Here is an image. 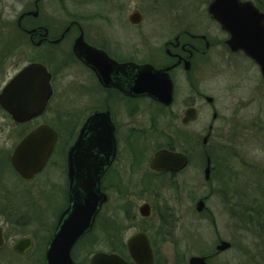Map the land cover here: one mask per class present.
Returning <instances> with one entry per match:
<instances>
[{"label":"flooded vegetation","instance_id":"flooded-vegetation-1","mask_svg":"<svg viewBox=\"0 0 264 264\" xmlns=\"http://www.w3.org/2000/svg\"><path fill=\"white\" fill-rule=\"evenodd\" d=\"M57 1L55 7L52 0H27L26 5L23 0H0V96L10 80L28 65L40 64L50 75L51 93L42 113L25 121H17L0 103V217L8 221L9 216L16 220L15 227L21 226L28 230L9 234L0 226L3 238L0 251L8 250L10 256L22 261L21 264H50L47 257L50 243L81 196V174L87 171L99 172L98 189L105 201L99 208L91 230L81 235L71 247L72 264L87 262L88 245L85 240L93 232L95 222L109 200L105 192L108 188L130 190L125 181L127 175L137 177L146 173L168 176L176 181V177L186 169L189 156L171 144L173 139L169 131H164L163 123L166 122L165 127L167 123L177 126L173 108L178 105L179 83H185L190 95L181 103L184 108L177 127L183 130L194 125L199 118L197 100L203 97L208 105L213 106V98L207 101V97L196 88L199 77L195 70L198 71L200 60L206 58V53L212 47L224 46L228 56L256 65L239 46L245 43V27L252 31L264 27L259 17L264 15V0H227L218 7V10L227 12V31L209 13L213 0H208L204 8L207 26L203 29L185 24L161 31L146 30L142 23V11L134 8L127 17L128 22H125L126 29L118 32L113 40L107 41L102 33H93L99 29H92V32L89 30L90 23L87 28L85 22L95 18L71 13L66 0ZM125 1L129 2L117 0L121 5V15ZM135 13L139 15L138 22L130 20ZM147 66L152 68V72L164 71L168 74L172 85V101L169 105L141 92L143 89L136 86L139 79L143 85L141 73ZM83 97L86 102L78 104V100ZM80 105L83 107L80 108ZM52 107L68 109L65 111L84 109L89 113L81 122L71 123L73 120L66 118L56 125L44 117ZM146 107L156 111L148 117V121L141 120ZM189 108L196 110V119L183 124L184 112ZM216 119L217 113L213 112L212 121ZM41 125L56 133V141L42 166L24 176L14 168L12 157L24 139ZM158 128L171 143L168 141L152 153H147L142 140L148 129L158 131ZM208 131H212V125ZM159 151L183 153L187 165L179 171L154 170L150 165ZM37 152L32 156L30 164L38 162L39 150ZM22 159L23 153L20 152L18 160ZM209 161L210 176L213 166L212 161ZM121 175L126 177L122 179ZM144 182L142 187L147 189L150 182ZM143 204L149 207V215L142 217L147 220L152 216L154 208L149 202ZM231 206L232 210L236 208ZM235 210L231 211L230 217L239 208ZM159 217V233L167 239L171 236L168 220L162 214ZM139 232L147 236L152 264H156L150 232L138 230L134 234ZM21 239L30 244L26 251H23V246L19 250L13 248L15 242ZM222 242L230 244L217 237L214 254L197 257H204L205 264H209L212 257L226 254L231 244L219 250L218 246ZM125 248V256L116 250L92 252L88 264L98 252L117 254L130 264H135ZM78 259L83 262L80 263ZM53 261L59 263V260Z\"/></svg>","mask_w":264,"mask_h":264},{"label":"rangeland","instance_id":"rangeland-1","mask_svg":"<svg viewBox=\"0 0 264 264\" xmlns=\"http://www.w3.org/2000/svg\"><path fill=\"white\" fill-rule=\"evenodd\" d=\"M23 1L26 5L27 0ZM207 1L129 0L122 7V15L117 0H66V3L71 13L95 18L85 22L87 28L90 23L91 32L99 29L93 33L100 32L105 40L111 41L118 32L126 29L127 17L134 8L142 11L146 30L161 31L185 24L203 29L207 26L204 12ZM52 2L56 7L58 1ZM196 6L199 9L196 10ZM196 72L199 77L196 88L204 97L213 98V106L203 97L197 100L198 120L181 130L177 127L184 108L181 103L190 95L185 83L180 82L178 105L173 108L177 126L167 123L165 127L166 122L163 123L172 143L159 128L158 131L148 129L142 140L147 153L169 141L189 156L186 169L176 181L168 176L146 173L137 177L127 175L125 181L130 190L108 188L105 192L109 200L103 206L93 232L85 240L88 245L86 264L92 252L116 250L124 253L127 239L138 230L150 232L156 264H189L191 257L214 254L217 237L230 242L231 247L226 254L212 257L209 264H264V79L256 65L228 56L224 46L209 49ZM85 100V97L79 99L78 104H84ZM65 110L68 109L52 107L44 117L58 125L66 118L72 119L71 123L81 122L89 113L84 109ZM143 112L141 120L148 121L156 111L146 107ZM213 112L217 113L214 122ZM210 125L212 131L209 132ZM206 136L207 141L203 143ZM206 155L213 166L208 181L204 178ZM121 177L124 179L126 175ZM144 180L146 184L150 182L147 189L142 187ZM200 200L204 202V209L197 212ZM145 201L154 208L147 220L138 214L139 206ZM231 205L236 206L234 210L239 208L232 217ZM159 214L168 220L171 236L167 239L158 230ZM10 219L12 222H8ZM14 220L8 216L7 221L2 216L0 226L13 234L28 231L25 227H15ZM10 255L8 250H1L0 264L22 263ZM78 261L83 262L82 259Z\"/></svg>","mask_w":264,"mask_h":264},{"label":"water","instance_id":"water-1","mask_svg":"<svg viewBox=\"0 0 264 264\" xmlns=\"http://www.w3.org/2000/svg\"><path fill=\"white\" fill-rule=\"evenodd\" d=\"M227 0H213L209 7L211 16L227 31V12L218 10ZM260 20H263L264 15H259ZM132 22L139 21V15L135 13L130 17ZM246 28V36L242 45L239 46L244 53L250 57L258 66L262 78L264 79V27H259L258 30H250ZM248 30V35H247ZM250 32L252 34L249 36ZM257 32V33H256ZM248 36V37H247ZM112 64V62H111ZM143 85L140 79L137 80V85L148 95L156 98L165 105H169L172 101V85L169 76L164 71L152 72V68L147 66L141 73ZM50 75L44 66L40 64H31L23 68L17 75H15L8 83L5 91L0 96V103L2 107L17 121H25L32 116L42 113L47 99L51 93L49 85ZM211 101L210 97L206 98ZM196 119V110L189 108L184 112L183 124ZM56 141V133L45 125L39 126L36 130L31 132L22 142V144L15 150L12 157V164L16 170L22 175L26 173L37 171L43 164L48 153L51 151ZM207 137L203 139L206 143ZM89 143V142H88ZM39 147V160L37 163L30 164L33 159L32 156ZM34 147V148H33ZM23 153V159L20 161L19 153ZM187 165V158L183 153L159 151L153 158L150 167L154 170H171L179 171ZM210 161L207 159L204 170V178L209 179ZM81 196L77 203L73 206V211L68 215L63 222L61 229L55 235L50 243V248L47 253L50 264H72L70 258V249L76 240L83 234L89 232L93 226L99 208L105 201V197L98 189V182L100 178L99 172L87 171L81 174ZM204 207L202 200L197 202L196 210L201 212ZM141 217L149 215V207L143 204L138 209ZM3 243L0 227V246ZM23 246V251L30 247L28 241L21 239L15 242L13 248L19 250ZM230 246L229 243L222 242L218 246L219 250H224ZM126 247L131 261L135 264H152L153 257L147 236L142 233L132 235L126 241ZM53 259L59 260L54 262ZM89 264H130L117 254H108L103 252L95 253ZM189 264H205L204 257H191Z\"/></svg>","mask_w":264,"mask_h":264},{"label":"trees","instance_id":"trees-1","mask_svg":"<svg viewBox=\"0 0 264 264\" xmlns=\"http://www.w3.org/2000/svg\"><path fill=\"white\" fill-rule=\"evenodd\" d=\"M116 252H118V253L121 254L122 256L127 255L125 250H124V253H121V252H119V251H116Z\"/></svg>","mask_w":264,"mask_h":264}]
</instances>
